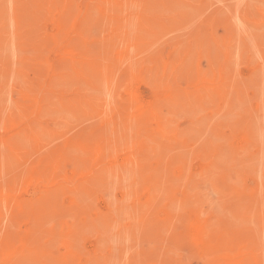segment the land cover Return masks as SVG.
I'll return each mask as SVG.
<instances>
[{"label": "rangeland", "instance_id": "rangeland-1", "mask_svg": "<svg viewBox=\"0 0 264 264\" xmlns=\"http://www.w3.org/2000/svg\"><path fill=\"white\" fill-rule=\"evenodd\" d=\"M51 1L0 0V239L19 248L7 258L264 264V0Z\"/></svg>", "mask_w": 264, "mask_h": 264}, {"label": "bare ground", "instance_id": "bare-ground-1", "mask_svg": "<svg viewBox=\"0 0 264 264\" xmlns=\"http://www.w3.org/2000/svg\"><path fill=\"white\" fill-rule=\"evenodd\" d=\"M23 1H24V0H23ZM27 1H28V0H27ZM30 1H32V0H30ZM34 1L36 2V0H33V2H34ZM41 1H42V0H41ZM46 1H47V0H43L44 3H47ZM53 1H54V0H53ZM62 1H64V0H61V2H62ZM69 1H74V0H69ZM111 1L113 2V0H111ZM158 1H160V0H158ZM25 2H26V1H25ZM33 2H31V3H32V6H33ZM56 2H57L58 4H60V3H59V0H58V1L56 0ZM56 2H55L53 5H51L52 8L54 7L55 4L58 5ZM112 2H110V3H112ZM230 2H231V1H230ZM232 2H233V1H232ZM236 2H237V1H236ZM236 2H235V3H236ZM238 2H239V1H238ZM253 2H255V1H253ZM257 2H258V1H257ZM257 2H256V3H257ZM26 3H27V2H26ZM26 3H24V4H26ZM49 3L52 4L53 2H52V1L50 2V0H49ZM64 3H65V1L62 2V4H64ZM70 3H72V4L75 6V2H74V3H73V2H70ZM70 3H69V4H70ZM110 3H109V4H110ZM175 3H176V2H175ZM242 3H243V2H242ZM249 3H250V2H249ZM29 4H30V3L28 2V5H29ZM34 4H35V3H34ZM47 4H48V3H47ZM178 4H179V2H178ZM180 4H181V3H180ZM230 4H231V3H230ZM230 4H229V5H230ZM237 4H238V3H237ZM22 5H23V4H22ZM26 5H27V4H26ZM26 5H25V6H26ZM30 5H31V4H30ZM30 5H29V6H30ZM56 5H55V7H54V10H56V9H55V8H56ZM70 5H71V4H70ZM130 5H131V4H130ZM232 5H233V3H232ZM234 5H235V4H234ZM234 5H233V6H234ZM47 6H49V5H47ZM51 6H50L49 8H51ZM58 6H62V7H63V5H61V4L58 5ZM133 6H134V5H133ZM167 6H168V5H167ZM238 6H239V4H238ZM27 7H28V6H27ZM36 7H38V6H36ZM42 7H43V6H42ZM140 7H141V5H140ZM21 8H22V7H21ZM30 8H31V6H30ZM30 8L28 7V8L26 9V7H25V8H23V9H21V11L24 10V13H23V14H25V12H26L25 9H26V10L28 11V13L30 14V13L33 12V9H32V11H29V10H31ZM58 8H59V10H61L60 7H58ZM167 8H168V7H167ZM241 8H243V7H241ZM263 8H264V7H263ZM35 9H36V8H35ZM38 9H39V8H38ZM43 9H46V8H43ZM62 9H63V8H62ZM69 9H70V8H69ZM73 9H74V11L76 10L75 7H73V8L70 9V10H73ZM41 10H42V9H41ZM41 10H39V11H37V12L40 13ZM49 10L51 11V9H49ZM49 10L47 9V13H48ZM67 10H68V9H67ZM176 10H177V8H176ZM178 10H179V9H178ZM18 11H20V9H19ZM21 11H20V12H21ZM34 11H35L34 14H36V10H34ZM42 11H43V10H42ZM61 11H62V10H61ZM162 11H163V10H162ZM241 11H242V10H241ZM241 11H240V12H241ZM20 12H19V14H20ZM22 12H23V11H22ZM22 12H21V14H22ZM51 12L55 13L54 11H51ZM51 12H49V13L51 14ZM236 12H237V11H235V13H236ZM250 12H251V10H250ZM263 12H264V10H263ZM39 13H38V14H39ZM49 13H48V15H49ZM59 13H60V12H58V14H59ZM61 13H62V12H61ZM76 13H77V14H74V12H73V13L70 12V14H72V15H71L70 18H69V17H68V18H69L70 21L73 19V22H70L69 20H66L67 22L69 21V22L67 23L68 26H69V24L74 23V18L76 19V18H77L76 15H78V14H79L78 17L80 18V22H82V20H81V16H82V15H80L81 13H78L77 11H76ZM95 13H96V12H95ZM159 13H160V11H159ZM26 14H27V13H26ZM29 14H28V15H29ZM32 14H33V13H32ZM43 14L46 15V14L44 13V11H43ZM56 14H57V12H56ZM73 14H74V15H73ZM48 15L45 17L46 20H47V18H48ZM52 15H53V14H52ZM254 15H255V14H254ZM6 16H7V15H6ZM37 16H38V15H37ZM63 16H64V15H63ZM72 16H73L74 18H73ZM115 16H116V15H115ZM40 17H43V16H42V13H41V15H39V16L37 17L38 20L42 21V18L39 19ZM65 17H66V16H65ZM65 17H64V18H65ZM254 17H255V16H254ZM10 18H11V17H10ZM51 18H52V16H51ZM59 18L61 19V17H59ZM11 19H12V18H11ZM19 19H20V18H19ZM19 19H18V20H19ZM21 19H24V17H22ZM45 19L43 18V20H45ZM49 19H50V17H49ZM54 19H55V18H54ZM83 19H84V18H83ZM239 19H240V18H239ZM16 20H17V19H16ZM237 20H238V19H237ZM49 21H51V19H50ZM123 21H124V19H123ZM17 22H18V21H17ZM63 22H64V21H63ZM78 22H79V20H78ZM80 22H79V23H80ZM152 22H153V21H152ZM89 23H90V22H89ZM109 23H110V22H109ZM31 24H32V22H31ZM51 24H52V22H51ZM75 24H76V22H75ZM240 24H241V23H240ZM32 25H33V24H32ZM34 25H36V24H34ZM53 25H55V24H53ZM62 25H63V24H62ZM78 25L81 26V24H78ZM129 25H130V24H129ZM234 25H235V24H234ZM12 26H13V25H12ZM72 26H74V25L72 24ZM103 26H104V25H103ZM113 26H114V25H113ZM141 26H142V24H141ZM144 26H145V25H144ZM240 27H241V25H240ZM240 27L238 26V28H240ZM243 27H244V25H243ZM65 28H67V27H65ZM134 28H135V27H134ZM252 28H253V27H252ZM13 29H14V28H13ZM36 29H37V28H36ZM53 29H54V28H53ZM55 29H56V28H55ZM93 29H94V28H93ZM145 29H146V28H145ZM240 29H242V28H240ZM261 29H262V28H261ZM11 30H12V28H11ZM50 30H52V29H50ZM67 30H68V28H67ZM67 30H64V32H63V30H62L61 33L64 34L65 31H67ZM71 30H74V29H71ZM76 30H77V29H76ZM78 30H79V29H78ZM237 30H238V29H237ZM250 30H251V29H250ZM252 30H253V29H252ZM7 31H8V30H7ZM59 32H60V31H59ZM70 32H72V31H70ZM76 32H77V31H75V33H76ZM249 32H250V31H249ZM61 33H60V34H61ZM88 33H89V32H88ZM238 33H239V32H238ZM238 33H237V34H238ZM51 34H52V33H51ZM55 34H56V33H55ZM60 34H59V33L56 34V37L61 38L60 36H58V35H60ZM144 34H145V33H144ZM31 35L33 36V34H31ZM52 35H54V34H52ZM68 35H69V34H68ZM71 35H72V33L70 34V36H71ZM32 36H31V37H32ZM36 36H37V35H35L34 37L36 38ZM79 36H80V35H79ZM34 37H33V38H34ZM50 37H51V36H50ZM52 37H54V36H52ZM74 37H75V36H74ZM66 38H67V37H66ZM111 38H112V37H111ZM120 38H122V37H120ZM29 39H30V38H29ZM76 39H77V38H76ZM235 39H236V38H235ZM31 40H32V39H31ZM64 40H65V39H64ZM68 40H69V39H68ZM72 40H73V39H72ZM74 40H75V39H74ZM247 40H248V39H247ZM249 40H250V39H249ZM253 40H254V38H253ZM52 41H55V37H54V40H52ZM70 41H71V40H70ZM118 41H119V40H118ZM124 41H125V40H124ZM260 41H261V40H260ZM9 42H10V41H9ZM66 42H67V41H66ZM237 42H238V41H237ZM2 43H3V42H2ZM60 43H61V42H60ZM102 43H103V42H102ZM121 43H122V41H121ZM125 43H126V42H125ZM41 44H43V43H41ZM41 44H40V45H41ZM56 44H58V43H56ZM103 44H104V43H103ZM226 44H227V43H226ZM240 44H241V43H240ZM242 44L244 45V43H242ZM6 45H7V44H6ZM10 45H11V44H10ZM31 45H32V44H31ZM58 45H59V44H58ZM121 45H122V44H121ZM123 45H124V43H123ZM142 45H143V44H142ZM243 45H242V46H243ZM61 46H63V45H61ZM70 46H71V43H70ZM250 46H251V45H250ZM39 47H41V46H39ZM74 47H75V46H74ZM116 47H117V46H116ZM232 47H233V46H232ZM12 48H14V47L12 46ZM75 48H76V47H75ZM75 48H74V49H75ZM61 49H62V48H61ZM76 49H77V48H76ZM133 49L135 50V48H133ZM238 49H239V48H238ZM240 49H241V46H240ZM242 49H243V48H242ZM253 49H254V48H253ZM63 50H64V48H63ZM129 51H130V49H129ZM151 51H152V50H151ZM236 51H237V50H236ZM239 51H240V50H239ZM79 52H81V50H79L78 53H79ZM121 52H122V51H121ZM256 52H257V51H256ZM12 53H13V52H12ZM82 53H83V52H82ZM239 53H240V52H238V54H239ZM80 54H81V53H79V55H80ZM83 54H84V53H83ZM85 54H86V53H85ZM129 54H130V52H129ZM233 54H234V53H233ZM14 55H15V54H14ZM62 55H63V54H62ZM62 55H60V57H61ZM64 55H66V54H64ZM132 55H133V54H132ZM134 55H135V54H134ZM137 55H138V54H137ZM250 55H251V54H250ZM68 56H69V55H68ZM83 56H85V55H80V57H83ZM238 56H240V55H238ZM63 57L65 58V57H67V56H63ZM63 57H61V58L63 59ZM69 57H70V56H69ZM243 57H244V56H243ZM251 57H252V56H251ZM61 58H60V59H61ZM127 58H128V57H127ZM132 58H133V56H132ZM196 58H197V57H196ZM246 58H247V57H246ZM60 59H59V60H60ZM62 59H61V60H62ZM147 59H148V58H147ZM252 59H253V58H252ZM66 60H67V58H66ZM72 60H73V59L71 58V61H72ZM140 60H141V59H140ZM148 60H149V59H148ZM187 60H188V59H187ZM64 61H65V60H64ZM232 61H233V60H232ZM74 62L76 63V61H74ZM233 62H235V61H233ZM249 62H250V61H249ZM252 62H253V61H252ZM58 63H59V62H58ZM72 63H73V61H72ZM138 63H139V62H138ZM171 63H172V62H171ZM207 63H208V62H207ZM235 63H237V62H235ZM14 64H15V63H14ZM77 64H78V63H76V65H77ZM260 64H261V63H260ZM66 65H67L66 67H69L68 64H66ZM76 65H75V66H76ZM58 66H59V65H58ZM73 66H74V64H73ZM135 66H136V65H135ZM206 66H207V65H206ZM59 67H60V66H59ZM59 67H58V70H59ZM64 67H65V66H64ZM80 67H81V66H80ZM143 67H144V66H143ZM76 68H77V66H76ZM133 68H134V67H133ZM138 68H139V66H138ZM209 68H210V67H209ZM213 68H214V67H213ZM215 68H216V67H215ZM222 68H223V67H222ZM71 69H74V68L72 67ZM130 69H131V68H130ZM144 69H145V68H144ZM214 70H215V69H214ZM216 70H217V69H216ZM261 70H262V69H261ZM22 71H25V69H23ZM33 71L37 73V70L35 71V69H33ZM77 71H78V70H77ZM209 71H210V70H209ZM229 71H230V70H229ZM263 71H264V70H263ZM34 72H33V73H34ZM72 72H73V71H72ZM234 72H235V71H234ZM258 72H259V71H258ZM36 73H35V74H36ZM168 73H169V72H168ZM182 73H183V72H182ZM37 74H38V73H37ZM261 74H262V73H261ZM25 75H26V74H25ZM227 75H228V74H227ZM236 75H237V73H236ZM0 76H1V75H0ZM44 76H47V74L44 75ZM44 76H43V77H44ZM210 76L212 77V75H210ZM234 76H235V75H234ZM254 76H255V74H254ZM36 77H38V75H36ZM36 77H35V78H36ZM131 77H132V76H131ZM208 77H209V76H208ZM40 78H41V79H40ZM40 78H39L40 80L43 79L42 76H41ZM47 78H48V77H47ZM111 78H112V77H111ZM258 78H259V77H258ZM262 78H263V76H262ZM37 79H38V78H37ZM129 79H130V78H129ZM233 79H234V78H233ZM48 80H49V78H48ZM51 80H52V79H51ZM51 80H50V81H51ZM137 80H138V79H137ZM210 80H211V79H210ZM43 81H44V80H43ZM111 81H113V79H111L110 82H111ZM134 81H135V80H134ZM134 81H132V82H134ZM168 81H169V80H168ZM261 81H262V80H261ZM35 82H36V81H35ZM40 82H42V81H40ZM257 82H258V81H257ZM262 82H263V81H262ZM37 83H38V82H37ZM43 83H44V82H43ZM49 83H50V82H49ZM51 83H52V82H51ZM51 83H50V84H51ZM53 83H54V82H53ZM53 83H52V86H51L50 84H48V83H47V84H48V86L50 85L51 88H55V87H53V85L55 86L56 84H53ZM259 83H260V81H259ZM9 84H10V83H9ZM163 84H164V83H163ZM168 85H169V84H168ZM261 85H262V84H261ZM1 87H2V86H1ZM37 87L39 88L38 85H37ZM113 87H114V86H113ZM228 87H229V86H228ZM231 87H232V85H231ZM262 88H263V87H262ZM1 89H3V88H1ZM28 89H29V88H28ZM220 89H221V88H220ZM220 89H219V90H220ZM239 89H240V88H239ZM102 90H103V89H102ZM171 90H172V89H171ZM261 90H262V89H260V91H261ZM26 91H27V89H26ZM104 91H106V89H104ZM133 91L135 92L134 89H133ZM133 91H132V94H133ZM231 91H232V90H231ZM263 91H264V90H263ZM24 92H25V91H24ZM193 92H194V91H193ZM193 92H192V93H193ZM211 92H212V91H211ZM28 93H30L29 90H28ZM33 93H34V91H33ZM137 93H138V92H135V93H134V94H135L134 98L136 97ZM195 93H196V92H195ZM205 93H206V92H205ZM223 93H224V92H223ZM259 93H260V92H259ZM173 94H174V93H173ZM193 94H194V93H193ZM199 94H200V93H199ZM261 94H262V93H261ZM261 94H260V95H261ZM28 95H29V94H28ZM33 95H35V94H33ZM129 95H131V94H129ZM194 95H195V94H194ZM226 95H227V94H226ZM254 95H255V94H254ZM38 96H39V95H38ZM110 96H111V95H110ZM138 96H140L139 93H138L137 97H138ZM209 96H210V95H209ZM215 96H216V95H215ZM78 97H79V96H78ZM140 97H141V96H140ZM31 98H32V95H31ZM36 98H37V97H35L34 99H36ZM138 98H139V97H138ZM156 98H157V97H156ZM189 98H190V97H189ZM256 98H258V97L256 96ZM259 98H260V97H259ZM262 98H263V97H262ZM75 99H76V98H75ZM75 99H74V100H75ZM82 99H83V98H81V102H83ZM139 99H140V98H139ZM31 100H32V99H31ZM74 100H73V101H74ZM78 100H79V99H77L76 102H78ZM136 100H137V99H136ZM141 100H142V98H141ZM143 100H144V99H143ZM21 101H22V100H21ZM21 101H20V102H21ZM29 101H30V100H29ZM33 101H34V100H33ZM33 101H32V102H33ZM73 101H72V102H73ZM144 101H145V100H144ZM144 101H143V102H144ZM251 101H252V100H251ZM23 102H25V101H23ZM26 102H27V101H26ZM26 102H25V103H26ZM79 102H80V101H79ZM81 102H80V103H81ZM154 102H156V101H154ZM213 102H215V101H213ZM245 102H246V101H245ZM21 103H22V102H21ZM27 103H28V102H27ZM122 103H123V102H122ZM137 103H138V102H136V104H137ZM191 103H192V102H191ZM218 103H219V102H218ZM18 104H19V103H18ZM136 104H133V107H135ZM157 104H158V103H157ZM208 104H209V103H208ZM120 105H121V104H120ZM123 105H125V103H124ZM127 105H129V104H127ZM144 105L147 106V105H148V101L145 102ZM144 105H143V106H144ZM192 105H193V104H192ZM195 105H196V103H195ZM197 105H198V104H197ZM242 105H243V104H242ZM5 106H6V105H5ZM205 106H206V104H205ZM26 107H27V106H26ZM121 107H122V106H121ZM121 107H120V109H121ZM124 107H125V106H124ZM196 107H197V106H196ZM29 108H30V107H29ZM136 108H137V107H136ZM141 108H142V107H140V109H137V110H140V111H141ZM228 108H230V107H228ZM128 109H129V111H130V108H128ZM132 109H133V108H132ZM227 110H228V109H227ZM49 111H50V110H49ZM117 111H118V110H116V112H117ZM127 111H128V110H127ZM127 111H125L124 114H126ZM144 111H146L145 108L143 109V111H142L141 113L138 111V112H139V113L137 114V115H139L138 117H140V115H144V114H146V112L143 113ZM230 111H231V110H230ZM230 111H228V112H230ZM4 112H5V111H4ZM135 112H136V111H135ZM148 112H150V111H148ZM47 113H48V112H47ZM128 113H130V112H128ZM128 113H127V114H128ZM142 113H143V114H142ZM152 113H153V112H152ZM169 113H170V110H169ZM172 113H173V112H171V115H172ZM178 113H179V112H178ZM48 114H49V116H50V112H49ZM54 114H56V113H54ZM119 114H120V113H119ZM124 114L122 113V115H124ZM127 114H126V115H127ZM150 114H151V112H150ZM179 114H180V113H179ZM120 115H121V114H120ZM126 115H125V116H126ZM129 115H131V114H129ZM147 115L149 116L148 113H147ZM147 115H146V116H147ZM215 115H216V114H215ZM221 115H222V114H221ZM231 115H232V114H231ZM18 116H19V115H18ZM44 116H45V114H44ZM52 116H53V115H52ZM91 116H92V115H91ZM127 116H128V115H127ZM127 116H126V117H127ZM135 116H136V115H135ZM154 116H155V115H154ZM26 117H28V116H26ZM133 117H134V116L132 115L131 118H133ZM142 117H143V116H142ZM144 117H145V116H144ZM164 117H166V116H164ZM175 118H176V116H175ZM216 118H217V117H216ZM219 118H220V117H219ZM96 119H97V118H96ZM129 119H130V118H129ZM139 119H140V118H139ZM141 119H142V118H141ZM224 119H225V118H224ZM254 119H255V118H254ZM135 120H136V119H135ZM158 120H159V119L157 118V122L160 121V120H159V121H158ZM258 120H259V119H258ZM262 120H263V119H262ZM99 121H100V119H99ZM136 121H137V120H136ZM139 121H140V120H139ZM141 121H142V120H141ZM143 121H144V120H143ZM153 121H154V120H153ZM211 123H212V122H211ZM80 124H81V123H80ZM243 124H244V123H243ZM174 125H175V124H174ZM167 126H168V125H167ZM170 126H171V125H170ZM246 126H247V125H246ZM39 127H40V126H39ZM158 127H159V124H158ZM164 127H165V126H164ZM238 127H240V126H238ZM256 127H257V126H256ZM0 128H1V127H0ZM204 128H205V126H204ZM158 129H159V128H158ZM192 129H194V128H192ZM192 129H191V130H192ZM39 130H40V129H39ZM162 130H163V129H162ZM252 131H253V129H252ZM104 132H105V131H104ZM159 132H160V131H159ZM169 132H170V131L168 130V133H169ZM172 132H174V131H172ZM106 133H107V131H106ZM165 133H166V131H165ZM200 133H201V131H200ZM256 134H257V133H256ZM107 135H108V133H107ZM107 135H105V134L103 133V136H107ZM22 136H23V135H22ZM204 136H205V135H204ZM197 137H198V136H197ZM220 137H221V136H220ZM224 137H225V136H224ZM258 137H260V136H258ZM48 138H49V137H48ZM48 138H47V139H48ZM142 138H143V137H142ZM43 139H44V138H43ZM43 139H42V140H43ZM62 139H63V138H62ZM102 139H103V138H102ZM104 139H105V138H104ZM106 139H107V137H106ZM143 139H144V138H143ZM178 139H180V138L178 137ZM198 139H199V138H198ZM257 139H258V138H257ZM49 140H51V139H49ZM262 140H263V138H262ZM126 141H127V140H126ZM259 141H261V139H260ZM103 142H105V141H103ZM26 143H27V142H26ZM149 143H151V142H149ZM52 144H53V143H52ZM99 144H100V143H99ZM166 144H167V143H166ZM235 144H236V143H235ZM260 144H261V143H260ZM103 145H105V144H103ZM262 145H263V144H262ZM7 146H8V145H7ZM77 147H78V146H77ZM109 147H110V146H108V148H109ZM38 149H39V148H38ZM51 149H52V148H51ZM104 149H105V147H104ZM79 150H80V149H79ZM109 150H110V149H109ZM81 151H82V150H81ZM110 151H111V150H110ZM110 151H109V152H110ZM40 152H42V151H40ZM104 152H105V151H104ZM106 152H107V151H106ZM106 152H105V153H106ZM109 152H108V153H109ZM3 153H4V152H3ZM44 153H45V152H44ZM47 153H48V152H47ZM112 153H114V151H113ZM112 153L110 152L109 154H112ZM238 153H239V152H238ZM53 154H54V153H53ZM74 154H75V153H74ZM106 154H107V153H106ZM240 154H241V153H240ZM44 155H46V153H45ZM44 155H43V156H44ZM227 155H228V154H227ZM52 156H53V155H52ZM110 156H111V155H110ZM54 157H55V156H54ZM236 157H237V156H236ZM25 158H29V157H25ZM45 158H46V157H45ZM52 158H53V157H52ZM106 158H107V157H106ZM111 158H113V157L111 156ZM134 158H135V157H134ZM47 159H48V161L50 160L49 157H48ZM225 159H226V158H225ZM232 159H233V158H232ZM235 159H236V158H235ZM249 159H250V158H249ZM259 159H260V158H259ZM1 160H2V159H1ZM1 160H0V162H1ZM263 160H264V159H263ZM50 161H51V160H50ZM102 161H103V160H102ZM38 162H39V161H38ZM52 162H53V161H51V163H52ZM229 162H230V161H229ZM240 162H241V161H240ZM259 163H260V162H259ZM45 164H46V163H45ZM256 164H257V162H256ZM47 165H48V163H47ZM252 165H253V164H252ZM252 165H251V166H252ZM262 165H263V164H262ZM113 166H114V165H113ZM242 166H243V165H242ZM255 166H256V165H255ZM9 167H10V166H9ZM239 167H241V166H239ZM27 168H28V167H27ZM129 168H130V167H129ZM237 168H238V166H237ZM125 169H126V168H125ZM127 169H128V168H127ZM138 169H139V168H138ZM26 170H27V169H26ZM101 170H102V169H101ZM118 170H119V169H118ZM139 170H140V169H139ZM141 170H142V169H141ZM226 171H227V170H226ZM248 171H249V170H248ZM9 172H11V171H9ZM139 172H140V171H139ZM0 173H1V172H0ZM3 173H4V171H3ZM127 173H128V172H127ZM80 175H81V174H80ZM97 175H98V174H97ZM115 175H116V173H115ZM250 175H251V174H250ZM254 175H255V174H254ZM143 176H144V175H143ZM143 176H142V177H143ZM213 176H214V175H213ZM238 176H239V175H238ZM108 177H109V176H108ZM108 177H107V178H108ZM142 177H141V178H142ZM164 178H166V177H164ZM236 178H237V177H236ZM257 178H258V177H257ZM113 179H114V178H113ZM130 179H131V178H130ZM211 179L213 180V178H211ZM73 180H74V179H73ZM98 180H99V179H98ZM137 180H138V179H137ZM124 181H125V180H124ZM127 181H128V180H127ZM237 181H238V179L236 180V182H237ZM125 182H126V181H125ZM174 182H175V181H174ZM258 182H259V181H258ZM141 183H142V182H141ZM113 184L115 185V182H113ZM232 186H233V185H232ZM1 188L3 189V187H1ZM143 188H144V187H143ZM2 189H1V190H2ZM102 189H103V188H102ZM258 189H259V188H258ZM3 190H4V192H5V189H3ZM3 190H2V191H3ZM105 190H106V189H105ZM155 190H156V189H155ZM112 191H113V190H112ZM160 191H161V190H160ZM6 192H7V191H6ZM62 193H63V192H62ZM76 193H77V192H76ZM166 193H168V192H166ZM4 194H5V193H4ZM6 194H7V193H6ZM105 194H106V193H105ZM203 194H204V193H203ZM254 194H255V192H254ZM259 194H260V191H259ZM259 194H258V196H259ZM7 196H8V195H7ZM9 196H10V195H9ZM168 196H169V195H168ZM263 196H264V195H263ZM157 197H158V196H157ZM162 197H164V196H162ZM118 198H119V197H118ZM128 198H129V197H127V198H125V199H128ZM130 198H131V197H130ZM194 198H195V197H194ZM258 198H260V197H258ZM0 199H3V201L5 200V201L8 202V200H6V199H8V198H7L6 196H5V198H4L3 192H1V191H0ZM149 199H150V198H149ZM11 200H13V199H11ZM259 200H260V199H259ZM128 201H129V200H128ZM115 202H116V201H115ZM1 203H2V202H1ZM254 203H255V202H254ZM112 204H113V203H112ZM177 204H178V203H177ZM183 204H184V203H183ZM211 204H212V203H211ZM218 204H219V203H218ZM3 205H4V204H2V205L0 204V206H3ZM260 205H261V203H260ZM5 206H7L6 203H5ZM109 206H110V205H109ZM150 206H151V205H150ZM188 206H189V205H188ZM0 208H1V207H0ZM5 208H6V207H5ZM48 208H49V207H48ZM123 208H124V207H123ZM2 209H4V208H2ZM2 209H1V210H2ZM174 209H175V208H174ZM218 209H220V208H218ZM259 210H260V209H259ZM115 211H116V210H115ZM147 211H148V210H147ZM182 211H183V210H182ZM4 212H5V211H4ZM83 212H84V211H83ZM138 212H139V211H138ZM198 212H199V211H197V213H198ZM252 212H253V211H252ZM31 213H32V212H31ZM201 213H202V212H201ZM260 213H262V212H260ZM28 214H29V213H28ZM119 215H121V214H119ZM137 215H138V214H137ZM160 215H161V214H160ZM243 216H244V215H243ZM20 217H21V216H20ZM200 217H202V214H200ZM124 218H125V217H124ZM188 218H189V217H188ZM28 219H29V218H28ZM189 219H190V218H189ZM233 219H234V218H233ZM237 220H238V219H237ZM188 221H189V220H188ZM195 221H196V220L194 219V222H195ZM262 221H263V220H262ZM262 221H261L260 223H263ZM45 222H46V221H45ZM194 222H193V223H194ZM193 223H192V225H190V226H193V225L196 226V224H193ZM212 223H213V222H212ZM218 223H219V222H218ZM234 223H235V222H234ZM239 223H240V222H239ZM244 225H245V224H244ZM262 225H263V224H262ZM1 226H2V225H1ZM200 226H201V224H200ZM141 227H142V223H141ZM5 228H6V227H5ZM146 228H147V227H146ZM193 228H194V227H193ZM189 229H190V231H191L192 228H189ZM196 229H197V228H196ZM4 230H5V229H4ZM192 230H193V229H192ZM193 231H194V230H193ZM135 232H136V231H135ZM195 232H196V230H195ZM170 233H171V232H170ZM193 233H194V232H192V234H193ZM25 234H26V233H25ZM28 234L31 236L30 233H28ZM140 234H141V233H140ZM135 235H136V234H135ZM188 235H190V237H192L191 233L188 234ZM238 235H239V234H238ZM21 236H22V235H21ZM23 236H24V235H23ZM23 236L20 238V240H21V241L24 240V242H23L24 244H23V245H25V244H27V243H26L27 241L25 240V238H23ZM196 236L198 237V235H196ZM207 236H208V235H207ZM249 236H250V235H249ZM7 237H8V236H6L5 239H7ZM194 237H195V236H194ZM232 238H233V237H232ZM232 238H230V239L232 240ZM173 239H175V238H173ZM0 240H4V239H0ZM16 240H17V239H16ZM20 240L18 239V241H20ZM152 240H153V239H152ZM218 240H220V239H218ZM226 240H227V239H226ZM231 240H230V241H231ZM234 240H235V239H234ZM12 241H13V240H12ZM21 241H20V242H21ZM7 242H8L7 240H6V241L4 240V244L6 243V244H5V247H4V248H0L1 251H2V252H1V255H2L3 259H5V260L8 259V260H7L8 262H7V261H4V264H6V262H7V264L9 263V260H10V259L7 258L9 255H12V254H13V257H15V256H16V255L14 256V254H16L15 252H17L18 255H19V248H17V247L15 246V244H11V243H10V244H7ZM180 242H181V241H180ZM219 242H221V241H219ZM231 242L233 243V241H231ZM17 243H18V242H17ZM125 243H126V242H125ZM2 244H3V242H2ZM126 244H127V243H126ZM175 244H176V243H175ZM17 245H18V244H17ZM173 245H174V243H173ZM13 246H15V247H13ZM183 246H184V245H183ZM199 246H200V245H199ZM224 247H225V246H224ZM179 249H180V248H179ZM212 249H213V248H212ZM242 250H243V249H242ZM51 251H52V250H51ZM228 252H229V251H228ZM229 253H230V252H229ZM199 254H200V253H199ZM18 255H17V256H18ZM249 255H250V254H249ZM17 256H16L14 259H16ZM163 256H164V255H163ZM197 257H198V256H197ZM224 257L226 258V256H224ZM194 258H195V257H194ZM225 258H224V260H225L224 263H227V261H230V263H232V264H236V261H234V260H230V259H228V258L225 259ZM262 258H263V257H262ZM14 259H12V262H11V260H10L11 264H13V260H14ZM163 259H164V258H163ZM201 260H202V258H201ZM219 260H220V259H219ZM226 260H227V261H226ZM262 260H263V259H262ZM14 261H15V260H14ZM21 261H22V260H21ZM139 261H140V260H139ZM198 261H199V260H198ZM254 261H255V260H254ZM14 263H15V262H14ZM30 263H31V261H30ZM127 263H128V261H127ZM131 263H132V262H131ZM216 263H217V262H216ZM9 264H10V263H9ZM128 264H129V263H128ZM262 264H263V262H262Z\"/></svg>", "mask_w": 264, "mask_h": 264}]
</instances>
